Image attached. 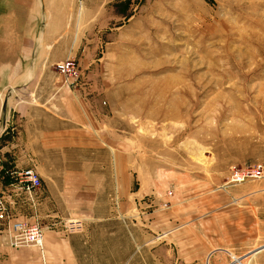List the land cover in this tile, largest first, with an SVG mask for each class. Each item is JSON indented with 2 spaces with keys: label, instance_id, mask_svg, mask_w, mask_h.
<instances>
[{
  "label": "rangeland",
  "instance_id": "374dc122",
  "mask_svg": "<svg viewBox=\"0 0 264 264\" xmlns=\"http://www.w3.org/2000/svg\"><path fill=\"white\" fill-rule=\"evenodd\" d=\"M70 4L78 72L65 83L67 56L54 82L91 129L110 128L74 139L97 144L99 183L25 190L13 169L51 171L23 154L4 164L0 264H264V0ZM62 141L63 168H80ZM257 164L262 177L231 183ZM14 220L43 227V244L10 245Z\"/></svg>",
  "mask_w": 264,
  "mask_h": 264
},
{
  "label": "crops",
  "instance_id": "0c3cea01",
  "mask_svg": "<svg viewBox=\"0 0 264 264\" xmlns=\"http://www.w3.org/2000/svg\"><path fill=\"white\" fill-rule=\"evenodd\" d=\"M71 1L0 0V79L6 80L2 84L10 95V101L8 99L5 105L6 123L0 129V168L4 164L14 168L15 157L22 154L31 158V164L40 159L44 169L50 170L53 177L52 180H48L47 175L40 177L45 187L99 183V161L95 156L97 144L90 140H83L84 144L75 143L74 139L79 138L81 127L87 138L93 134L111 133L105 125L96 131L91 129L78 110L81 103L75 97L68 98V103L60 98V93L68 96L69 92L63 84L54 82L53 64L74 52L73 34L66 25L73 13ZM42 93L49 94L43 97ZM16 94L23 99L21 103L14 101ZM59 108H66V112ZM69 136L72 142L68 149L71 148L74 163L79 162L81 167L72 165L74 167L68 170L63 168L67 162L62 140ZM4 142L6 146L2 145ZM12 148L16 149L11 152ZM102 149L107 151L105 147ZM76 152L84 155L77 158ZM110 161L111 167L113 159ZM103 165L104 168L108 166L107 163ZM35 169L40 173L43 167L37 170L35 166ZM65 170L68 173L62 178ZM15 193L16 189H13L12 195ZM46 198L42 197L41 205L47 203L49 198Z\"/></svg>",
  "mask_w": 264,
  "mask_h": 264
},
{
  "label": "built area",
  "instance_id": "2783aa9c",
  "mask_svg": "<svg viewBox=\"0 0 264 264\" xmlns=\"http://www.w3.org/2000/svg\"><path fill=\"white\" fill-rule=\"evenodd\" d=\"M75 59L73 57H67V59L57 62L55 64L56 69H59L61 74L65 78L67 83L69 76L72 77L77 74V68L75 65ZM263 168L260 164H257L254 168H242L241 170H234L230 174L231 183L243 182L249 178L262 177ZM12 176L15 179V184L18 187H23L25 190L38 188L41 184L39 174L32 168L27 169H13ZM5 201L3 196L0 195V218H4ZM8 232L11 234L9 237L10 245H37L43 244L44 229L40 227L38 223H26L21 220L10 221L8 226Z\"/></svg>",
  "mask_w": 264,
  "mask_h": 264
}]
</instances>
